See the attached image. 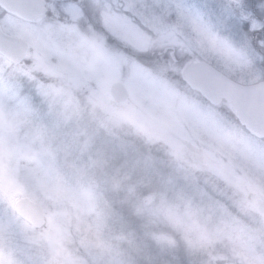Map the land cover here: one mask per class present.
<instances>
[{
	"label": "rangeland",
	"instance_id": "374dc122",
	"mask_svg": "<svg viewBox=\"0 0 264 264\" xmlns=\"http://www.w3.org/2000/svg\"><path fill=\"white\" fill-rule=\"evenodd\" d=\"M48 6L37 22L0 6L31 44L21 66L0 57V171L46 213L36 227L0 187V264H264V138L181 77L194 56L264 79V48L233 29L264 28L248 0Z\"/></svg>",
	"mask_w": 264,
	"mask_h": 264
},
{
	"label": "water",
	"instance_id": "95a60500",
	"mask_svg": "<svg viewBox=\"0 0 264 264\" xmlns=\"http://www.w3.org/2000/svg\"><path fill=\"white\" fill-rule=\"evenodd\" d=\"M4 4L26 17L31 15V8L24 0H3ZM36 0H26L32 5ZM44 9L36 10L37 15H43ZM21 46V53L17 46ZM26 43H22L14 36L3 33L0 28V50L13 59H18L26 50ZM183 77L194 87L202 91L213 102L219 103L227 98L231 101L242 123L259 136H264V81L247 85L239 83L215 68L205 60H192L185 66ZM111 93L118 101L128 98L129 92L123 82L115 81L111 86ZM259 208L264 212V197L259 200ZM17 210L37 226L45 222L42 207L29 197L16 202Z\"/></svg>",
	"mask_w": 264,
	"mask_h": 264
},
{
	"label": "snow or ice",
	"instance_id": "6c2138e0",
	"mask_svg": "<svg viewBox=\"0 0 264 264\" xmlns=\"http://www.w3.org/2000/svg\"><path fill=\"white\" fill-rule=\"evenodd\" d=\"M248 8L255 17L264 20V0H248ZM233 29L241 34L251 32L257 37V44L264 48V28H252V21L247 20L233 25Z\"/></svg>",
	"mask_w": 264,
	"mask_h": 264
},
{
	"label": "clouds",
	"instance_id": "9594fccd",
	"mask_svg": "<svg viewBox=\"0 0 264 264\" xmlns=\"http://www.w3.org/2000/svg\"><path fill=\"white\" fill-rule=\"evenodd\" d=\"M0 187L11 189L15 200L23 199L25 196L22 189L14 186L13 178L6 171H0Z\"/></svg>",
	"mask_w": 264,
	"mask_h": 264
},
{
	"label": "flooded vegetation",
	"instance_id": "af4514ba",
	"mask_svg": "<svg viewBox=\"0 0 264 264\" xmlns=\"http://www.w3.org/2000/svg\"><path fill=\"white\" fill-rule=\"evenodd\" d=\"M172 56H175V54L173 53ZM21 64V63H20Z\"/></svg>",
	"mask_w": 264,
	"mask_h": 264
}]
</instances>
